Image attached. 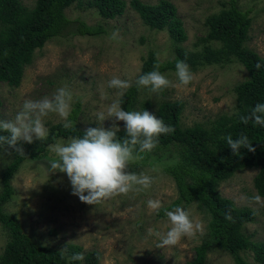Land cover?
<instances>
[{"label":"rangeland","instance_id":"obj_1","mask_svg":"<svg viewBox=\"0 0 264 264\" xmlns=\"http://www.w3.org/2000/svg\"><path fill=\"white\" fill-rule=\"evenodd\" d=\"M36 1L21 0L29 9L35 7ZM125 1L128 4L125 14L114 20L99 14L95 0H84L67 9L66 14L73 22L83 20L92 27L104 28L105 33L97 37L81 36L75 34L73 23L65 36L49 41L43 50L36 52L20 87L0 83V120H14L25 100L51 98L58 88L66 86L73 97L70 113L77 102L82 103V112L73 126L84 131L99 126L96 114L105 111L115 99H122L117 95L121 90L108 87L113 77L127 80L132 86L150 53L168 61L176 57L180 47L194 55H205L209 47L219 48L220 44L205 41L210 30L209 18L228 9L232 1L241 10L251 11L253 24L245 46L264 58V0H168L177 7L188 35L182 44H177L167 31L159 32L145 25L130 7L132 0ZM140 1L155 5L162 0ZM190 69L194 78L187 86L179 83L176 72H169L164 75L174 86L159 93L144 87L134 111L147 110L159 118L158 109L163 101L183 102L181 122L185 129L196 125L210 128L218 118L236 115V89L250 76L244 65L232 58L200 63ZM68 117L67 121L57 113L43 117L48 135L53 126L68 123ZM113 121L114 118L105 120L104 127L111 128ZM116 123L120 132L125 131L124 122ZM57 159L50 151L45 159L26 161L11 179L15 193L4 211L19 219L33 242L64 253L72 244L83 247L84 254L99 251L102 253L99 264H186L195 259L196 249L209 240L211 218L198 204L180 205L202 223V232L195 237H184L175 246L160 248V240L148 234L149 228L168 230L167 216L159 217L158 213L179 199L175 180L166 172L171 164L168 156L155 162L151 158L146 164L140 157L132 160L128 171L152 177L151 186L94 205L83 203L72 194L66 173L50 170L49 162ZM13 162V154L0 147V196L4 191L3 175ZM258 173L259 169L240 171L222 183L219 192L238 207L255 212V221L245 227L244 233L254 243H264V199L255 188ZM256 196L261 198L259 202L254 199ZM150 199L161 201L158 212L148 208ZM9 242V233L0 223V264ZM242 257L248 264H256L253 252L243 253ZM206 264H236V261L229 253L215 248L209 252Z\"/></svg>","mask_w":264,"mask_h":264},{"label":"trees","instance_id":"obj_2","mask_svg":"<svg viewBox=\"0 0 264 264\" xmlns=\"http://www.w3.org/2000/svg\"><path fill=\"white\" fill-rule=\"evenodd\" d=\"M84 0H37L35 7L29 9L21 0H0V83L10 87H20L27 67L31 66L37 51L44 49L52 39L67 34L73 23H76L75 34L97 37L105 33L104 28H95L83 20L73 22L66 14L75 3ZM94 5L99 14L114 20L123 16L128 4L125 0H95ZM130 7L140 16L145 25L159 32L167 31L170 37L182 44L188 40L183 21L178 17L177 7L168 0L159 3L145 4L132 0ZM253 19L251 11L241 10L235 1L231 6L209 18L210 30L206 42L220 44L219 48L209 47L205 55L192 54L178 48L173 60L161 61L150 53L139 76L154 70L164 75L176 72V63L184 61L190 67L200 63H213L234 58L247 69L249 79L236 89L238 95V112L234 116L218 118L210 128L196 125L183 128L181 118L185 103L165 100L158 109V116L174 131L161 134L157 146L151 151H139V145L133 153V160L140 157L143 164L151 158L155 162L169 157L171 164L166 172L175 180L179 199L172 205L163 208L159 217L183 203L198 204L207 213L209 240L196 249L194 260L186 264H206L212 249H219L234 257L236 264H248L243 253L253 252L256 264H264V243H254L244 233L245 227L255 221L256 214L249 208H240L231 199L223 197L219 188L222 183L233 178L238 172L259 169L255 178V188L264 199V126L249 120L244 124L240 117L248 115L257 103H264V58L248 49ZM261 67L257 70L256 65ZM139 78V77H138ZM144 87L136 82L125 92L121 101L125 111H134L139 95ZM1 106V102H0ZM82 112V103L77 102L70 113V127L59 124L51 128L50 134L33 143L23 144L24 153L3 145L14 156V162L3 175L4 191L0 196V223L10 236L1 264H99L102 253L93 251L84 254L83 247L72 244L67 253L48 248L33 242L24 232L19 219L5 213L4 207L12 199L15 191L11 185L13 175L26 161H39L48 157L50 146L61 140L81 137L84 130L73 126ZM241 134L247 135L255 152L241 148L239 154H233L226 137L231 135L235 140ZM0 135L8 133L0 130ZM125 131L117 133V139L123 141ZM230 215L231 219H226ZM75 253H82V261L72 260Z\"/></svg>","mask_w":264,"mask_h":264},{"label":"clouds","instance_id":"obj_3","mask_svg":"<svg viewBox=\"0 0 264 264\" xmlns=\"http://www.w3.org/2000/svg\"><path fill=\"white\" fill-rule=\"evenodd\" d=\"M116 34L113 35V38ZM261 67L257 63V70ZM176 75L181 85L187 86L193 80L190 66L184 61L176 63ZM138 87L149 88L153 93H159L172 85V82L159 71V65H154V70L139 76L136 80ZM130 82L119 77H113L108 87L121 90L117 93L123 97L124 90L130 87ZM72 93L65 86L58 88L51 98L41 100H25L23 108L17 113L14 120H0V130L8 135H0V146L7 145L15 152L24 153L23 144H31L35 140L47 137L48 129L42 120L49 113H57L67 121L70 115ZM100 122L97 127H88L81 137L70 138L66 143H56L50 146L58 159L49 162L52 172L66 173L72 186V194L78 196L80 201L89 205L100 203L117 195H127L147 189L153 183V178L128 171V165L133 160V153L139 145V151H151L158 144L161 134L174 131L173 127L166 125L161 118L147 110L125 111L121 99H115L105 111L97 114ZM114 118L111 128H105L103 122ZM247 124L252 120L257 125L264 126V103H257L248 115L240 117ZM116 121L124 122L126 138L117 139L120 127ZM66 128L70 122L65 123ZM233 154H239L241 148L255 152L247 135L241 134L233 139L231 135L226 138ZM259 202V196L254 197ZM148 208L159 211L162 207L159 200H148ZM165 215L170 222L166 232L156 228H149L148 234L160 240L158 247L175 246L184 237H195L202 232V223L195 220L191 213L181 206H177ZM226 219H231L226 215ZM72 260L82 261V253H75Z\"/></svg>","mask_w":264,"mask_h":264}]
</instances>
